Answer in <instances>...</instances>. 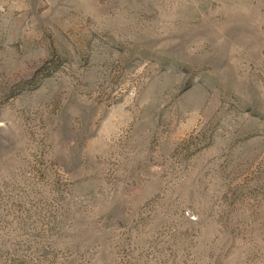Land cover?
Segmentation results:
<instances>
[{
    "label": "rangeland",
    "instance_id": "obj_1",
    "mask_svg": "<svg viewBox=\"0 0 264 264\" xmlns=\"http://www.w3.org/2000/svg\"><path fill=\"white\" fill-rule=\"evenodd\" d=\"M0 264H264V0H0Z\"/></svg>",
    "mask_w": 264,
    "mask_h": 264
}]
</instances>
